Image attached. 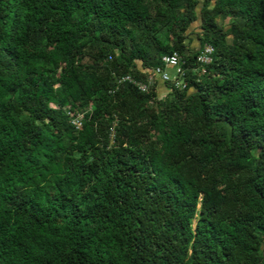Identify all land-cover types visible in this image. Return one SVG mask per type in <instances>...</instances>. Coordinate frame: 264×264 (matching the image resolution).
Here are the masks:
<instances>
[{"label": "trees", "instance_id": "trees-1", "mask_svg": "<svg viewBox=\"0 0 264 264\" xmlns=\"http://www.w3.org/2000/svg\"><path fill=\"white\" fill-rule=\"evenodd\" d=\"M0 264H264V0H0Z\"/></svg>", "mask_w": 264, "mask_h": 264}, {"label": "built area", "instance_id": "built-area-1", "mask_svg": "<svg viewBox=\"0 0 264 264\" xmlns=\"http://www.w3.org/2000/svg\"><path fill=\"white\" fill-rule=\"evenodd\" d=\"M211 52H212V48L210 46L206 45V46H204L203 51L200 53V55L197 57V59L202 63H207L210 61ZM161 59L165 65V67L177 66L176 71L179 73L181 72L180 68L178 66V55L176 53L169 54V55H163ZM152 74L159 77L162 81H173L176 85L180 84L179 81L176 80L175 77H173V78L169 77L167 72L164 69H161L160 67H156L155 69H153ZM152 78L153 77L149 76V78L147 79L146 82L133 80L129 76H127L123 79L131 81L133 84H135L138 87L139 90L145 92V91H148L149 87L152 85ZM81 116L82 115L79 114V115H77V117H75L72 120V124L75 125L76 127H79L81 124V121H80Z\"/></svg>", "mask_w": 264, "mask_h": 264}, {"label": "rangeland", "instance_id": "rangeland-1", "mask_svg": "<svg viewBox=\"0 0 264 264\" xmlns=\"http://www.w3.org/2000/svg\"><path fill=\"white\" fill-rule=\"evenodd\" d=\"M227 21H228V18L225 19L224 23H227ZM219 22H223V21L219 20ZM198 31H199V22L195 21L194 23H192V25L190 26V29H189V38L192 40V43H191L192 47H195L198 44V40H197V36H196ZM176 69H177V66L166 67V72L169 75V77L172 78V76H174L176 74ZM165 93H166L165 89L161 90V92L159 93V96L163 97V95Z\"/></svg>", "mask_w": 264, "mask_h": 264}, {"label": "crops", "instance_id": "crops-1", "mask_svg": "<svg viewBox=\"0 0 264 264\" xmlns=\"http://www.w3.org/2000/svg\"><path fill=\"white\" fill-rule=\"evenodd\" d=\"M160 86L162 85L161 81L159 82Z\"/></svg>", "mask_w": 264, "mask_h": 264}]
</instances>
